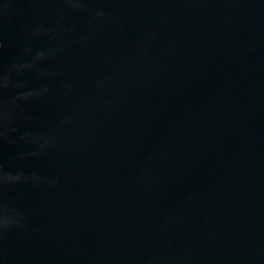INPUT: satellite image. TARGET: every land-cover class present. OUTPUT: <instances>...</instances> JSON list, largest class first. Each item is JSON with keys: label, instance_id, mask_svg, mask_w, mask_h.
<instances>
[{"label": "water", "instance_id": "obj_1", "mask_svg": "<svg viewBox=\"0 0 264 264\" xmlns=\"http://www.w3.org/2000/svg\"><path fill=\"white\" fill-rule=\"evenodd\" d=\"M4 3L3 65L54 46L34 25L71 32L51 78L25 77L54 94L18 126L56 143L13 165L35 179L7 193L22 227L0 264H264V0H92L115 19L83 49L89 15Z\"/></svg>", "mask_w": 264, "mask_h": 264}, {"label": "clouds", "instance_id": "obj_2", "mask_svg": "<svg viewBox=\"0 0 264 264\" xmlns=\"http://www.w3.org/2000/svg\"><path fill=\"white\" fill-rule=\"evenodd\" d=\"M63 5V11L81 12L90 16L92 22L85 35L76 38L81 49L88 44V35L95 27V22H112L114 17L105 13L104 9H92L87 7L92 0H58ZM12 0H5L4 10L10 8ZM71 28L65 27L58 20L52 25L45 26L37 24L32 26L29 38H46L48 41H55L54 46L42 48L34 52L30 45L23 47L19 57L12 63L3 65L0 63V240L4 233L13 229L19 230L22 227L20 218L23 213L17 209L8 198L7 193L14 187L27 184L35 179L34 173L25 174L23 170H13V165L19 162L39 157L52 150L56 139L52 134L43 135L30 130L21 131L19 123L25 117V106L32 104H47L49 97L54 94L51 85L44 83L40 87H33L30 80L25 77L30 74L37 80H47L54 73L44 71L42 65L54 60L58 55L67 50L69 43L65 40ZM20 33L11 37L7 43L19 38ZM6 41L0 37V60H2ZM115 75V73H113ZM102 81H98L97 88H100ZM66 95L71 92L70 86L65 83L58 90ZM68 117L61 121V124L68 122ZM16 145L27 146L31 151H19L11 159H4V150L7 147Z\"/></svg>", "mask_w": 264, "mask_h": 264}]
</instances>
